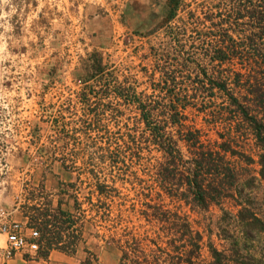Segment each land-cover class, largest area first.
Here are the masks:
<instances>
[{
	"label": "trees",
	"instance_id": "16d2710c",
	"mask_svg": "<svg viewBox=\"0 0 264 264\" xmlns=\"http://www.w3.org/2000/svg\"><path fill=\"white\" fill-rule=\"evenodd\" d=\"M187 1L167 0L169 13L156 28L172 41L158 54L152 93L117 82L102 93L140 110L138 121L113 118L123 144L89 159L84 151L42 155L76 172L79 187L72 209L62 201L29 207V224L41 226L37 257L74 254L63 230L76 226L81 237L87 222L101 219L122 251L119 264H264V0ZM80 193L96 199L94 218ZM216 207L221 248L211 237L205 242L192 218Z\"/></svg>",
	"mask_w": 264,
	"mask_h": 264
},
{
	"label": "rangeland",
	"instance_id": "374dc122",
	"mask_svg": "<svg viewBox=\"0 0 264 264\" xmlns=\"http://www.w3.org/2000/svg\"><path fill=\"white\" fill-rule=\"evenodd\" d=\"M168 13L167 0H0V224L19 222L39 230L38 224H29L30 206L62 201L64 208H73L77 173L42 155L84 151L89 159L95 151L123 144L115 140L113 118L138 121L140 110L126 104V97L102 93L114 82L131 86L138 95L152 93L161 77L158 54L172 41L163 28L156 30ZM89 87L95 93L89 94ZM96 119L107 129L99 130ZM198 120L204 121L202 116ZM246 144L254 154V140ZM84 195L80 202L94 218L96 199ZM219 214L216 207L192 218L205 242L211 237L221 248L226 241L216 226ZM97 224L87 222L81 237L76 226L63 230L64 242L75 248L71 255L82 264H119L122 251L111 241L106 223L99 219ZM6 240L0 232L2 260ZM208 256L205 246L203 257Z\"/></svg>",
	"mask_w": 264,
	"mask_h": 264
},
{
	"label": "built area",
	"instance_id": "2783aa9c",
	"mask_svg": "<svg viewBox=\"0 0 264 264\" xmlns=\"http://www.w3.org/2000/svg\"><path fill=\"white\" fill-rule=\"evenodd\" d=\"M0 232L7 237V247L3 251L5 259H11L18 252L36 255L41 247V234L36 228H28L19 222H3Z\"/></svg>",
	"mask_w": 264,
	"mask_h": 264
},
{
	"label": "crops",
	"instance_id": "0c3cea01",
	"mask_svg": "<svg viewBox=\"0 0 264 264\" xmlns=\"http://www.w3.org/2000/svg\"><path fill=\"white\" fill-rule=\"evenodd\" d=\"M25 254V252H18L11 259L2 260L0 258V264H82L81 260L74 255L59 250L51 251L49 257L46 259L32 254Z\"/></svg>",
	"mask_w": 264,
	"mask_h": 264
}]
</instances>
